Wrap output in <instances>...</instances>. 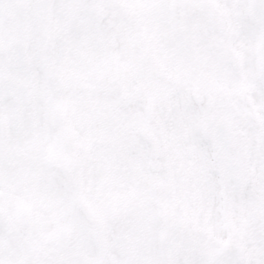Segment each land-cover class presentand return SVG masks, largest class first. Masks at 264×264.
<instances>
[{
    "label": "snow or ice",
    "instance_id": "1",
    "mask_svg": "<svg viewBox=\"0 0 264 264\" xmlns=\"http://www.w3.org/2000/svg\"><path fill=\"white\" fill-rule=\"evenodd\" d=\"M0 264H264V0H0Z\"/></svg>",
    "mask_w": 264,
    "mask_h": 264
}]
</instances>
